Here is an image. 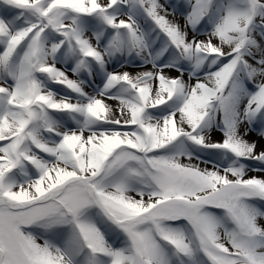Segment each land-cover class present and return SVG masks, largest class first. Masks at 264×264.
<instances>
[{
	"label": "snow or ice",
	"instance_id": "snow-or-ice-1",
	"mask_svg": "<svg viewBox=\"0 0 264 264\" xmlns=\"http://www.w3.org/2000/svg\"><path fill=\"white\" fill-rule=\"evenodd\" d=\"M0 264H264V0H0Z\"/></svg>",
	"mask_w": 264,
	"mask_h": 264
}]
</instances>
